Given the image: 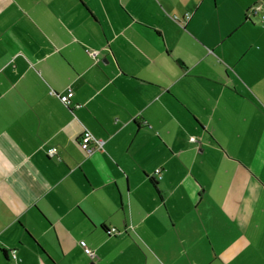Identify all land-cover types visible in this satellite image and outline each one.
<instances>
[{"label": "crops", "instance_id": "1", "mask_svg": "<svg viewBox=\"0 0 264 264\" xmlns=\"http://www.w3.org/2000/svg\"><path fill=\"white\" fill-rule=\"evenodd\" d=\"M256 4L0 0V264H264Z\"/></svg>", "mask_w": 264, "mask_h": 264}, {"label": "built area", "instance_id": "2", "mask_svg": "<svg viewBox=\"0 0 264 264\" xmlns=\"http://www.w3.org/2000/svg\"><path fill=\"white\" fill-rule=\"evenodd\" d=\"M264 7V4H256L252 7L251 12L253 14H257L259 13ZM262 20H264V13H262ZM189 18V15H188ZM87 51L92 54V55H97V51L96 50H91V49H87ZM74 95V91L70 88L66 93L60 94V99L65 103V104H69L72 96ZM192 140H196L195 136L191 137ZM80 143L82 145V147L88 152H94L97 148L102 147L103 145V140L97 139L95 138V136L93 135V133L89 130V129H85L84 133L82 134L81 138H80ZM50 156H53L56 151L55 149L49 148L48 152ZM160 173V169H157L156 174L159 176ZM85 251L94 256V251L91 249V247H85Z\"/></svg>", "mask_w": 264, "mask_h": 264}, {"label": "trees", "instance_id": "3", "mask_svg": "<svg viewBox=\"0 0 264 264\" xmlns=\"http://www.w3.org/2000/svg\"><path fill=\"white\" fill-rule=\"evenodd\" d=\"M154 181H157L155 177L152 178Z\"/></svg>", "mask_w": 264, "mask_h": 264}]
</instances>
